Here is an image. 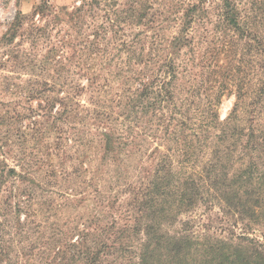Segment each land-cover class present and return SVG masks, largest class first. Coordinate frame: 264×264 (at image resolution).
Here are the masks:
<instances>
[{
    "label": "trees",
    "instance_id": "obj_1",
    "mask_svg": "<svg viewBox=\"0 0 264 264\" xmlns=\"http://www.w3.org/2000/svg\"><path fill=\"white\" fill-rule=\"evenodd\" d=\"M263 116L264 0L18 11L0 38V264H264Z\"/></svg>",
    "mask_w": 264,
    "mask_h": 264
},
{
    "label": "rangeland",
    "instance_id": "obj_2",
    "mask_svg": "<svg viewBox=\"0 0 264 264\" xmlns=\"http://www.w3.org/2000/svg\"><path fill=\"white\" fill-rule=\"evenodd\" d=\"M81 0H49L50 4L56 7H73L75 5H79ZM40 3V0H0V38L2 34L6 31L7 27L9 24L14 20L16 14L18 11H22L25 14H29L33 11L34 7ZM84 101L88 102V98H84ZM236 103V96L232 95L231 97H226L222 105L219 107V113L221 119H225L231 114L232 109L234 108V105ZM264 118V116H263ZM238 125H240V128H242V117L237 120ZM207 153H212L211 149L206 150ZM239 153V149H238ZM238 153L236 154L238 156ZM207 158L210 156H206ZM239 163L236 164L235 168H237ZM233 171V170H232ZM102 185V184H101ZM218 213L219 209L218 207L213 210L214 213ZM205 212L203 208L198 209L197 211L185 215L182 218H187L188 216H195L196 219H198L200 216L201 221H205L206 216H204ZM230 224H232L230 222ZM257 232L255 233L256 236L261 237L264 235L262 234V231L259 227L256 228ZM264 229V228H263ZM235 231L239 234L242 232V223H239L238 225L235 226ZM228 235V234H226ZM264 239V238H263ZM15 255V254H14Z\"/></svg>",
    "mask_w": 264,
    "mask_h": 264
}]
</instances>
